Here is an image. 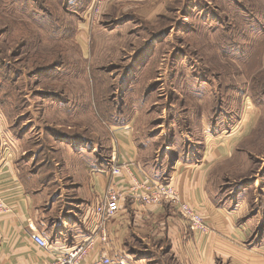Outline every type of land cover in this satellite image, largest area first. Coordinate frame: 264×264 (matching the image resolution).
<instances>
[{"label":"rangeland","instance_id":"obj_1","mask_svg":"<svg viewBox=\"0 0 264 264\" xmlns=\"http://www.w3.org/2000/svg\"><path fill=\"white\" fill-rule=\"evenodd\" d=\"M66 97L72 132L89 125L108 170L125 166L110 157V129L134 123L162 183L172 184L177 162L202 156L210 127L236 136L216 171L217 202L241 203L252 240L264 238V0H0V135H28L22 171L39 168L55 119L72 123ZM98 101L111 113L101 115ZM53 202L64 218L71 206Z\"/></svg>","mask_w":264,"mask_h":264},{"label":"crops","instance_id":"obj_2","mask_svg":"<svg viewBox=\"0 0 264 264\" xmlns=\"http://www.w3.org/2000/svg\"><path fill=\"white\" fill-rule=\"evenodd\" d=\"M69 100L66 97L60 101L72 123L54 120L55 126L43 138L45 147L41 141L36 152L39 157L44 147L43 151L51 154L50 160H40L36 171H22L23 156L33 151L23 145L28 135L13 140L9 127L4 136L0 135L1 142L6 144L5 150L1 148L0 198L7 206L6 211L0 212V264H44L57 252L94 235L96 243L83 264L101 256L110 257L113 264H264V238L252 240L251 221H243L242 204L230 208L217 202L216 171L233 157L236 136L212 131L210 127L206 130L211 134L205 136L202 156L177 162L168 177L181 200L205 215L212 228V235L206 236L192 231L171 203L142 207L131 196V176L137 180H164L155 173L156 151L142 144L134 123L115 124L110 129V157L125 165L122 175L112 178L98 152L104 145L99 140L92 147L94 133L89 125L79 122L80 134L72 132L77 122ZM85 104L84 109L92 114V103ZM38 137L42 139L40 134ZM113 181L123 197L119 213L106 225L108 241L103 242L100 230L97 231L96 208ZM56 196L64 201L65 209L71 206L64 218L58 220L54 217L56 205L51 204ZM36 233L52 242L53 251L33 241L32 235Z\"/></svg>","mask_w":264,"mask_h":264},{"label":"built area","instance_id":"obj_3","mask_svg":"<svg viewBox=\"0 0 264 264\" xmlns=\"http://www.w3.org/2000/svg\"><path fill=\"white\" fill-rule=\"evenodd\" d=\"M121 172L122 168L119 165L110 167V173L113 176H118ZM130 180L133 183L128 191L132 193L131 196L142 207H158L163 203H171L179 211L181 217L187 222L192 231L208 236L212 234V228L205 215L192 204L182 201L177 189L171 183L150 182L149 180L141 182L134 179L133 176H131ZM122 197V192L118 190L117 185L113 181L96 208L97 231L100 230L99 237L103 242L108 241L106 225L110 219L119 213ZM6 208V203L0 198V212L6 211ZM32 239L39 247L50 252L53 251L51 241L42 234H33ZM96 240L94 235L76 246L65 248L57 252L50 262L44 264H83L89 252L93 249ZM89 264H113V260L108 256H101L93 259Z\"/></svg>","mask_w":264,"mask_h":264},{"label":"trees","instance_id":"obj_4","mask_svg":"<svg viewBox=\"0 0 264 264\" xmlns=\"http://www.w3.org/2000/svg\"><path fill=\"white\" fill-rule=\"evenodd\" d=\"M96 71L94 70V78H95V89H99L100 87H103V86H105L104 84H103V79H101V75H97L96 73H95ZM96 107L98 108V109H100V111H101V115H105V114H110L111 113V109L108 107V105H107V103L106 102H101V101H98L97 103H96ZM92 109H93V106H92ZM108 119V118H107ZM123 125L124 124H126V122H124V123H122ZM117 125V124H116ZM44 147H45V145H44ZM44 147L43 148H41V153H40V155H39V157L42 155L43 157H42V159L44 158V162L45 163H47V162H49V158H48V152H44L43 151V149H44ZM38 157V158H39ZM48 158V159H47Z\"/></svg>","mask_w":264,"mask_h":264}]
</instances>
